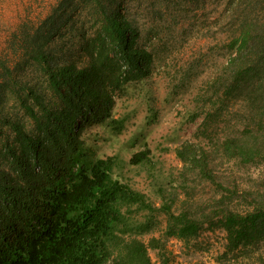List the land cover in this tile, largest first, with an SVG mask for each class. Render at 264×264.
<instances>
[{"label": "trees", "instance_id": "trees-1", "mask_svg": "<svg viewBox=\"0 0 264 264\" xmlns=\"http://www.w3.org/2000/svg\"><path fill=\"white\" fill-rule=\"evenodd\" d=\"M122 2L58 0L42 19L12 34L16 67L30 64L41 77L22 85L0 63V264H151L149 250L156 251L159 264H168L166 240L190 239L204 223L224 231L227 252L264 242V186L223 188L199 220L186 208L174 214V201L162 190L160 207H153L143 194L111 177L114 158L93 157L83 131L95 124L120 133L113 93L122 80L147 76L153 65L138 46ZM240 25L228 46L235 52L229 61L233 74L221 88L218 81L212 84L214 95L259 103L261 133L248 139L251 144L229 140L224 147L243 162L263 164L264 24ZM9 101L19 103L18 109H6ZM206 125L200 129L207 131ZM6 129L11 140L3 135ZM203 152L188 146L176 156L216 184ZM146 159L140 152L130 161L138 165ZM236 197L244 210L232 205ZM136 213H143L142 221ZM155 213L167 217L160 237L144 243L132 236L158 228Z\"/></svg>", "mask_w": 264, "mask_h": 264}, {"label": "rangeland", "instance_id": "rangeland-1", "mask_svg": "<svg viewBox=\"0 0 264 264\" xmlns=\"http://www.w3.org/2000/svg\"><path fill=\"white\" fill-rule=\"evenodd\" d=\"M57 1L0 0V63L5 62L22 85H32L41 76L30 64L16 67L19 56L10 48L12 34L26 22L32 25L42 19ZM122 4L133 22L138 46L151 55L153 65L147 76L122 80L113 93L112 113L120 120V133L95 124L83 131L93 157L114 158L111 177L143 194L153 207H160L162 190L163 196L173 199L174 214L186 208L199 220L202 212L212 210L223 188L264 186V163L243 162L224 147L229 140L247 142L261 133L259 103L248 104L241 96L225 98L221 92L214 95L216 86L226 84L235 68L229 62L235 55L228 47L231 37L243 22L264 24V0H123ZM4 106L17 110L19 103L9 101ZM204 121L207 131L200 129ZM3 135L12 139L7 129ZM188 146L206 153L216 184L176 156V150ZM140 152L147 153V161L133 165L131 157ZM236 198L232 205L244 210L245 203ZM136 214L142 221L143 213ZM154 216L158 228L132 236L144 243L160 237L167 217ZM199 226L190 239L166 240L168 264H264V242L227 252L222 229L207 223ZM148 254L151 264H159L156 251Z\"/></svg>", "mask_w": 264, "mask_h": 264}]
</instances>
